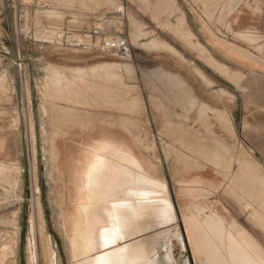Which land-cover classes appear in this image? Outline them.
<instances>
[{
    "label": "rangeland",
    "instance_id": "rangeland-1",
    "mask_svg": "<svg viewBox=\"0 0 264 264\" xmlns=\"http://www.w3.org/2000/svg\"><path fill=\"white\" fill-rule=\"evenodd\" d=\"M263 3L264 0H166L161 7L158 0H0V121L11 130L10 145H0V150L10 152L8 158L0 155V264H31L30 247L36 239V264H46L39 237L51 240L54 252L49 256L52 259L55 255L53 264H79L101 253L80 256L81 247L71 236L76 222L64 217V210L72 209L68 193L75 192V187L70 181L81 171L78 162L84 159L86 147L110 137L124 143L141 163L145 157L148 163L144 166H149L145 169L149 172L152 168L149 173L164 181L173 215L176 210L177 228L166 227L172 225L166 223L158 229L160 234L170 231L159 238L158 264H208L193 252L185 227L184 213H189L193 204L217 211L227 224L238 223L264 251V100L256 96L264 91ZM182 15L187 29L195 35L193 42L201 43L229 73L210 63L202 52L193 50L183 30L182 35L175 31L176 17L181 19ZM257 16L261 18L255 26ZM152 41H156V48L148 47ZM104 42H118L126 51L121 54L103 50ZM109 64L120 65L117 74L114 71L119 67L107 71ZM100 68L101 76H96ZM153 70L162 72L166 81H157ZM235 75L242 78L241 83H236ZM113 76L121 82L118 79L120 84L112 88L116 83ZM99 79L108 82L99 83ZM245 81L253 82L254 87ZM180 122L197 128L192 133L201 134L199 138L207 142L210 153L216 152L212 146L219 149L217 154L212 153L214 157L209 155L212 163L208 157L200 156L190 158L191 162L183 160L172 151L171 132ZM176 158L186 162L185 166ZM248 160L257 173L252 172V167L245 168L248 172L244 173L243 163ZM193 181L198 184L189 191ZM59 193L65 196L63 205L57 198ZM175 230L180 233V242L172 235Z\"/></svg>",
    "mask_w": 264,
    "mask_h": 264
},
{
    "label": "bare ground",
    "instance_id": "bare-ground-1",
    "mask_svg": "<svg viewBox=\"0 0 264 264\" xmlns=\"http://www.w3.org/2000/svg\"><path fill=\"white\" fill-rule=\"evenodd\" d=\"M166 0H158V5L163 7ZM212 1V0H211ZM231 2V1H230ZM256 2V1H255ZM262 3V2H261ZM215 4V3H213ZM218 4V3H217ZM225 4V3H224ZM229 4V2H228ZM264 4V3H263ZM224 6V5H223ZM230 6V5H229ZM228 6V7H229ZM250 6V5H249ZM227 7V8H228ZM58 9V7H57ZM61 10V9H60ZM226 10V9H225ZM229 10V9H227ZM166 13V12H165ZM209 13V12H208ZM181 14V13H180ZM178 14V15H180ZM212 14V13H211ZM184 15H182L183 17ZM219 16V15H218ZM182 17H176V32L181 33L182 30L184 31L183 37L185 38L187 44L189 43L190 46H192L193 50H198L199 52H202L204 56L207 58V60L210 63H215L220 70L224 72H228L225 66H220L217 64L215 59L211 57L208 54V51L204 48V46L199 42H193V39L195 38V35L192 31L187 29L186 27V17L184 16V21L182 20ZM219 18V17H218ZM217 21V20H216ZM220 21V20H219ZM221 23V22H220ZM228 27V26H227ZM226 27V28H227ZM133 28V27H132ZM227 30V29H226ZM143 32H141L142 34ZM145 34V33H144ZM242 37V35H239ZM245 37V36H244ZM248 36L246 35V38ZM251 37V36H250ZM238 38V37H237ZM239 39V38H238ZM248 40V39H247ZM245 40V41H247ZM252 40V39H251ZM254 40V39H253ZM226 41V40H225ZM244 41V40H243ZM156 42V41H155ZM154 41H152L151 44L148 45V47H157ZM248 42V41H247ZM253 42V41H252ZM147 45V44H146ZM189 46V47H190ZM262 47V46H261ZM260 49V48H259ZM261 50V49H260ZM246 55H248L246 53ZM250 56V55H249ZM247 56V57H249ZM251 57V56H250ZM115 64V63H114ZM113 64V66H114ZM108 65V64H107ZM110 65V64H109ZM112 65V64H111ZM110 65V67H111ZM119 65V64H118ZM120 66V65H119ZM119 66L108 67L107 71L112 70L114 68H118ZM95 68V67H94ZM98 69V67H96ZM229 69V68H228ZM96 70V69H95ZM104 70V68H103ZM102 70V71H103ZM120 70V67L114 71L116 72ZM96 72H100L101 76V68L100 71L96 70ZM106 72V69H105ZM111 72V71H110ZM113 71L109 74H113ZM152 72H155L157 81L160 80L162 82L163 80L166 81L164 74L162 72H157L153 70ZM57 73V72H56ZM72 73V72H71ZM70 73V74H71ZM108 74V72H106ZM121 74V72H118ZM229 73V72H228ZM58 74V73H57ZM94 74V73H93ZM118 74V76H119ZM150 74V73H149ZM153 74V73H152ZM151 74V75H152ZM235 74V73H234ZM90 75V74H89ZM88 75V76H89ZM103 75V73H102ZM114 75V74H113ZM65 76V74H64ZM76 76V75H75ZM104 76L107 77V75L104 74ZM102 76V77H104ZM117 76V75H116ZM122 75L119 76V78ZM150 76V75H149ZM154 76V75H153ZM61 77V76H60ZM70 77V76H69ZM95 77V76H90ZM88 77V78H90ZM109 77H112L109 75ZM63 78V77H62ZM66 78V77H64ZM63 78V79H64ZM98 78V77H97ZM100 78V77H99ZM105 78V77H104ZM114 80L115 77L113 76ZM119 78H116V83L113 82V86L117 87L120 83L117 82ZM147 78V77H146ZM150 78V77H149ZM152 78V77H151ZM151 78L149 81H151ZM155 78V77H154ZM236 83H241L242 78L237 77ZM70 79V78H69ZM73 79V77H72ZM84 79V78H83ZM96 79V78H95ZM94 79V80H95ZM102 79V78H100ZM99 79V83L101 81L108 82L107 80H101ZM112 79V78H111ZM122 79V77L120 78ZM119 79V81H120ZM159 79V80H158ZM71 80V79H70ZM77 80L79 77H77ZM85 80V79H84ZM88 80V79H87ZM86 80V81H87ZM90 80V79H89ZM98 80V79H97ZM113 80V79H112ZM111 80V81H112ZM113 80V81H114ZM156 80V79H155ZM110 81V78H109ZM164 81V84L167 83ZM63 82V81H62ZM75 82L73 79L72 83ZM78 82V81H76ZM82 82V81H81ZM88 82V81H87ZM97 82V83H98ZM106 82V83H107ZM121 82V81H120ZM153 82V81H152ZM151 82V83H152ZM79 83V82H78ZM85 83V81H83ZM83 83H81L83 85ZM96 83V85H98ZM118 83V84H117ZM156 83V81L154 82ZM159 83V82H158ZM253 82L248 83L245 81V84H248L251 88L254 87ZM62 84V83H61ZM69 84V83H68ZM80 84V83H79ZM78 84V85H79ZM162 84V83H161ZM85 85V84H84ZM62 86V85H61ZM60 86V87H61ZM66 86V85H65ZM65 86H63L65 88ZM69 86V85H68ZM75 86V85H74ZM123 86V85H122ZM153 87V85H151ZM150 86V87H151ZM175 86V84H174ZM53 87V86H52ZM72 87V84H71ZM111 87H108L111 88ZM120 87V86H119ZM118 87V88H119ZM124 87V86H123ZM167 87L169 88V85L167 83ZM62 88V87H61ZM70 88V87H69ZM80 88V87H79ZM94 88V87H92ZM125 88V87H124ZM124 88L120 87L119 89L123 90ZM164 88V87H162ZM173 87H170V89ZM56 89V88H54ZM115 89V88H114ZM114 89H111L114 91ZM154 89V88H153ZM158 89V88H157ZM80 90V89H79ZM84 90V89H83ZM100 90V89H99ZM98 90V92H99ZM107 90V89H106ZM110 90V91H111ZM118 90V89H117ZM115 91L118 93L119 90ZM166 88L164 89L165 92ZM173 90V89H172ZM181 90V89H179ZM54 91V90H53ZM81 91V90H80ZM87 91V90H86ZM85 91V92H86ZM114 91V92H115ZM124 91V90H123ZM167 91V90H166ZM69 92V91H68ZM71 92V91H70ZM83 92L81 95H83ZM91 92V91H90ZM95 92V91H94ZM113 92V93H114ZM115 92V94H116ZM121 92V91H120ZM119 92V94H121ZM61 93V92H60ZM59 93V94H60ZM65 93V92H64ZM80 93V92H79ZM89 93V92H88ZM109 93V92H108ZM167 93V92H166ZM58 94V93H57ZM67 94V93H66ZM73 94V93H72ZM77 94V93H76ZM95 94V93H94ZM101 94V92H100ZM169 94V92L167 93ZM61 95V94H60ZM65 95V94H63ZM80 95V96H81ZM86 96V94L84 93ZM110 95V94H109ZM117 95V94H116ZM128 95V93H127ZM179 95V94H178ZM185 95V94H184ZM76 96V95H75ZM93 96V95H92ZM95 96V95H94ZM93 96V97H94ZM101 96V95H100ZM114 96V94H113ZM130 95L129 97H131ZM151 96V94H150ZM160 96V95H159ZM188 96V95H186ZM257 97H260L264 100V91L260 93L259 95H256ZM58 97V96H57ZM90 98L89 96H87ZM109 97V96H108ZM121 97V96H120ZM118 97V98H120ZM68 99V97H66ZM72 98V97H71ZM75 98V97H73ZM113 98V97H112ZM126 98V97H123ZM135 98V96H133ZM131 98V100H133ZM170 98V97H169ZM173 98V97H172ZM176 98V97H175ZM183 98V97H181ZM185 98V97H184ZM183 98V99H184ZM60 99V98H59ZM58 99V100H59ZM62 99V98H61ZM100 99V98H99ZM107 99V97H106ZM116 99V98H115ZM130 99V98H129ZM137 99V98H136ZM142 99V98H141ZM152 99V98H151ZM159 99V98H158ZM194 99V98H193ZM64 100V99H63ZM72 100V99H71ZM86 100V99H85ZM102 100V98H101ZM111 100V98H110ZM119 100V99H118ZM127 98L125 99V101ZM139 100V99H138ZM137 100V101H138ZM172 100V99H171ZM187 100V99H186ZM198 101V99H195ZM205 100V99H204ZM61 101V100H60ZM78 101V100H77ZM81 101V100H80ZM113 101V100H112ZM159 101V100H158ZM174 101V100H173ZM177 101V100H176ZM175 101V102H176ZM182 101V100H181ZM200 101V100H199ZM259 101V100H258ZM261 101V99H260ZM94 102V101H93ZM92 102V103H93ZM101 102V101H100ZM103 102V101H102ZM111 102V101H110ZM121 101L119 100V103ZM141 102V101H140ZM257 102V101H256ZM255 102V103H256ZM69 103V102H68ZM81 103V102H80ZM104 103V102H103ZM116 103V102H115ZM134 103V101L132 102ZM138 103V102H137ZM157 103V102H156ZM178 103V102H177ZM180 103V102H179ZM178 103V104H179ZM186 103V101H185ZM183 103V104H185ZM199 103V102H198ZM202 103V102H201ZM259 103V102H258ZM78 104V103H77ZM88 104V101H87ZM122 104V103H121ZM120 104V105H121ZM126 104V103H125ZM124 104V105H125ZM182 104V102H181ZM182 104V105H183ZM189 104V103H188ZM191 104V103H190ZM196 104V102H195ZM204 105V103H202ZM73 105V104H72ZM98 105V104H97ZM111 105V104H110ZM158 105V103H157ZM160 105V104H159ZM162 105V104H161ZM186 105V104H185ZM109 106V105H108ZM107 106V107H108ZM112 106V105H111ZM118 106V105H117ZM132 106V105H131ZM134 106V105H133ZM180 106V105H179ZM63 107V106H62ZM65 107V106H64ZM96 107V106H95ZM114 107V106H113ZM140 108V106L138 105ZM162 107V106H161ZM165 107V106H164ZM170 107V106H169ZM99 108V107H98ZM117 108V107H116ZM129 108V105H128ZM141 108H143L141 106ZM145 108V107H144ZM209 108V107H208ZM56 109V108H55ZM65 109V108H64ZM69 108H67L68 111ZM71 109V108H70ZM137 109V108H136ZM163 109V108H162ZM161 109V110H162ZM171 109V108H170ZM183 109V108H182ZM185 109V108H184ZM75 110V109H74ZM127 110V109H126ZM135 110V109H133ZM140 110V109H139ZM145 110V109H144ZM143 110V111H144ZM188 110V109H187ZM186 110V111H187ZM55 111V110H54ZM60 111V110H59ZM63 113V109L61 110ZM66 111V112H67ZM70 111V110H69ZM68 111V112H69ZM79 111V110H78ZM124 111V110H123ZM159 111V110H158ZM174 111V110H173ZM199 111V110H198ZM198 111H196L198 113ZM145 112V111H144ZM190 112V111H189ZM221 112V111H220ZM50 113V112H49ZM136 113V112H135ZM191 113V112H190ZM202 113V112H200ZM60 114V113H59ZM64 114V113H63ZM71 114V113H69ZM103 114V113H102ZM134 114V113H133ZM144 114V113H143ZM147 114V113H146ZM73 115V114H72ZM82 115V114H81ZM198 113V120L201 118L199 117ZM218 115V114H217ZM143 116V115H142ZM165 116V115H164ZM171 116V114H170ZM186 116V115H185ZM197 116V115H196ZM201 116V115H200ZM203 116V115H202ZM66 117V116H65ZM74 117V115H73ZM130 117V116H128ZM223 117V116H219ZM67 118V117H66ZM69 118V117H68ZM67 118V119H68ZM77 118V117H76ZM127 118V117H126ZM168 118V117H167ZM178 118V117H177ZM200 118V119H199ZM218 118V117H217ZM72 119V118H71ZM170 119V118H169ZM186 119V118H185ZM188 119V118H187ZM219 119V118H218ZM224 119V118H222ZM69 120V119H68ZM79 120V119H78ZM138 120V119H137ZM164 120V119H163ZM162 120V121H163ZM175 119H173L174 121ZM178 120V119H177ZM176 120V121H177ZM220 120V119H219ZM172 121V119H171ZM170 121V122H171ZM172 121V122H173ZM142 122V121H141ZM171 122V123H172ZM178 122V121H177ZM189 122V121H187ZM186 122V123H187ZM196 122V121H195ZM66 123V122H65ZM68 123V122H67ZM126 123V122H125ZM138 123V122H137ZM170 123V124H171ZM185 123V124H186ZM199 123V122H198ZM201 123V122H200ZM220 123V121H219ZM70 124V123H69ZM169 124V123H168ZM80 125V124H79ZM147 125V124H146ZM164 125V124H163ZM166 125V124H165ZM205 125V124H203ZM227 125V124H226ZM76 126V125H75ZM170 126V125H169ZM172 126V125H171ZM211 126V125H210ZM165 127V126H164ZM172 132L169 131V133H172V136H174L173 146L172 150L173 152L181 155L183 160L187 158L189 161L194 156H200L203 158H207L210 160L209 155L218 153V150L215 149L213 146L212 148L216 152L209 151L210 147L208 148V144H206V141H202L199 136L195 133L194 130H197L193 128L192 125H183L180 123H175L173 126ZM227 127V126H226ZM206 128V125H205ZM211 128V127H210ZM224 128V126H223ZM163 129V127H162ZM204 129V128H203ZM141 130V129H140ZM164 130V129H163ZM205 130V129H204ZM211 131V130H210ZM209 131V132H210ZM226 131V129H225ZM208 132V133H209ZM230 132L231 128H230ZM64 133V132H63ZM166 133V132H165ZM168 133V132H167ZM197 133V132H196ZM61 134V133H60ZM138 134V133H137ZM146 134V133H145ZM231 135V134H230ZM58 136V135H57ZM145 136V135H144ZM205 135H203L204 137ZM209 135L208 137H210ZM214 134L211 136L213 137ZM233 136V134H232ZM169 137V136H168ZM206 137V136H205ZM216 137V136H215ZM57 138V137H56ZM160 138V137H159ZM217 138V137H216ZM169 139V138H168ZM219 137L216 141H218ZM233 139V138H232ZM55 140V138H54ZM146 140V139H145ZM148 140V139H147ZM212 141V140H211ZM215 141V140H214ZM212 141V142H214ZM149 142V141H148ZM154 142V141H153ZM205 142V143H204ZM223 142V141H222ZM146 143V142H145ZM170 143V142H169ZM211 143V142H210ZM220 143V142H219ZM217 143V144H219ZM150 144V143H149ZM171 144V143H170ZM216 144V143H214ZM226 144V143H225ZM224 144V145H225ZM236 144V143H235ZM234 144V147H235ZM147 145V144H146ZM213 145V144H212ZM152 146V145H151ZM154 146V145H153ZM220 146V144H219ZM170 147V146H169ZM216 147V146H215ZM218 147V146H217ZM223 147V146H222ZM222 147L220 149H222ZM228 147V146H227ZM226 147V148H227ZM146 148V147H145ZM148 148V147H147ZM146 148V149H147ZM142 149V148H141ZM171 149V148H170ZM224 150V149H223ZM222 150V151H223ZM226 150V149H225ZM142 151V150H141ZM152 151V150H151ZM154 151V150H153ZM172 152V153H173ZM228 152V151H227ZM230 152V151H229ZM171 153V152H170ZM169 153V154H170ZM171 153V154H172ZM173 153V154H175ZM216 153V154H217ZM59 154V153H58ZM161 154V153H160ZM212 154V155H213ZM221 154V153H220ZM228 154V153H227ZM233 154V153H232ZM144 155V154H143ZM142 155V156H143ZM155 155V154H154ZM176 155V154H175ZM174 155V157H175ZM221 155H225L224 152H222ZM220 155V156H221ZM237 155V154H236ZM177 156V155H176ZM178 156V157H179ZM229 156V154H228ZM232 156V155H231ZM173 157V155H172ZM214 157V155H213ZM212 157V159H213ZM217 159H219V155H217ZM223 157V156H222ZM226 157V156H225ZM224 157V158H225ZM243 157V156H242ZM143 164L141 163L140 158L135 156L130 150H128L125 147V144L122 142H118V140L115 137L110 138H104L95 141L92 144H88L86 147V151L84 154V159L80 160L78 163L81 167V171L73 177V179L70 181L71 184L75 187V192H69L68 200L71 202L72 209L69 211L64 210V217L73 218V220L76 222V226L72 228V240L73 242H76L81 247L80 256H86L90 253H94L97 251H101L100 254L96 255L95 257H91L90 260L85 259L82 263L79 264H98V261L102 258L104 261V264H158V256H157V245L159 238L163 235H167L170 233V231L161 233L158 232V229L160 230L161 227H163L166 223H170L172 225H168L166 227L174 226V228H177L176 222V210L175 215L172 214V208L169 198V192L166 189L164 181L160 180L159 178L152 176L149 172L152 169H149V172L145 169L149 166L147 165V161H144L145 157H142ZM181 158V157H180ZM177 158L175 160L180 161L181 159ZM191 158V159H190ZM202 158V159H203ZM221 158V157H220ZM246 158V157H245ZM248 158V157H247ZM242 159V158H241ZM59 160V159H58ZM198 160V159H196ZM195 160V161H196ZM204 160V159H203ZM216 160V159H215ZM220 160V159H219ZM231 160V158H230ZM245 160V159H244ZM176 161V162H177ZM189 161L187 162V166L189 164ZM192 161V160H191ZM190 161V162H191ZM193 161V162H195ZM199 161V160H198ZM208 160H204V162ZM225 161V160H224ZM232 161V160H231ZM249 161V160H248ZM244 161L243 167L247 170H251L250 163L251 161ZM255 161V160H254ZM147 162V163H145ZM175 162V163H176ZM184 163V161H180ZM179 162V163H180ZM214 162V161H213ZM216 162V161H215ZM219 162V161H218ZM217 162V163H218ZM239 162V161H238ZM145 163V164H144ZM157 163V161H156ZM186 163V162H185ZM184 163V166H185ZM199 163L200 162H195ZM193 163V166H195ZM212 163V162H211ZM229 163V162H228ZM233 163V162H232ZM235 163V162H234ZM254 163V162H253ZM252 163V164H253ZM192 164V163H191ZM227 164V163H225ZM238 164V163H237ZM78 165V166H79ZM178 165V163H176ZM197 165V164H196ZM204 165V164H203ZM220 165V164H219ZM239 165V164H238ZM242 165V164H240ZM254 165V164H253ZM158 166V164H157ZM173 166V165H172ZM180 166V165H179ZM182 166V165H181ZM186 166V167H187ZM197 166V167H198ZM217 166V165H216ZM222 166V165H220ZM255 166V165H254ZM253 166V167H254ZM178 166H176L177 168ZM225 167V166H224ZM230 167V166H229ZM252 167V169H253ZM3 168V167H2ZM5 168V167H4ZM183 168V167H181ZM191 168V167H189ZM200 168V167H199ZM204 168V167H203ZM242 168L240 166L239 170ZM263 168V167H261ZM175 169V167H174ZM180 169V168H178ZM222 169V168H220ZM231 169V168H230ZM260 169V168H259ZM4 170V169H2ZM156 170V169H155ZM184 169H182L183 172ZM201 170V169H200ZM226 170V169H225ZM258 170V168H257ZM264 170V169H263ZM176 171V170H174ZM179 171V170H178ZM194 171V170H193ZM231 171V170H230ZM256 171L253 169L252 172ZM261 172V170H259ZM153 172V170H152ZM181 172V171H180ZM181 172V173H182ZM225 172V171H224ZM233 172V171H232ZM248 171H244V173ZM258 171H256L257 173ZM263 172V171H262ZM156 173H158L156 171ZM243 173V174H244ZM251 173V171L249 172ZM255 173V174H256ZM154 174V173H153ZM222 174V173H221ZM242 174V173H241ZM252 174V173H251ZM254 174V173H253ZM264 174V173H263ZM262 174V175H263ZM160 175V172L159 174ZM232 175V174H231ZM230 175V176H231ZM259 175V174H257ZM256 175V177H257ZM261 175V173H260ZM259 175V176H260ZM244 176V175H243ZM250 177V175H247ZM246 176V177H247ZM253 176V175H252ZM251 176V177H252ZM224 177H226L224 175ZM248 177V178H249ZM263 177V176H262ZM163 178V177H162ZM185 178V177H184ZM244 179V177H242ZM254 178V177H252ZM261 178V177H260ZM164 179V178H163ZM242 179V180H243ZM263 179V178H262ZM261 179V181H262ZM241 180V179H240ZM255 180V179H253ZM227 181V180H226ZM239 181V180H238ZM244 181V180H243ZM242 181V182H243ZM248 181V180H247ZM258 181V180H257ZM220 182V181H219ZM250 182V181H249ZM253 183V181H251ZM264 182V181H263ZM237 183V182H236ZM256 183V181L254 182ZM260 183V181H259ZM262 183V182H261ZM70 184V185H71ZM190 184L192 189L189 191H194V187L198 184V181H193ZM243 184V183H242ZM250 184V183H249ZM69 185V184H68ZM200 185V184H199ZM223 185V184H222ZM233 185V184H232ZM239 185V184H238ZM253 185V184H252ZM255 185V184H254ZM253 185V186H254ZM256 184L255 186H257ZM263 185V184H261ZM264 186V185H263ZM206 187V186H203ZM220 187V186H219ZM235 187V185H234ZM66 188V186H65ZM68 188V187H67ZM207 188V187H206ZM239 191L240 188H238ZM255 189V188H254ZM257 189V187H256ZM259 189H261L259 187ZM245 190V189H244ZM247 190V189H246ZM253 190V189H252ZM251 190V191H252ZM250 191V192H251ZM258 191V190H256ZM260 191V190H259ZM258 191V193H260ZM243 192V191H241ZM249 192V191H248ZM257 193V195H258ZM194 194V193H193ZM202 194V193H200ZM236 194V193H235ZM256 194V193H255ZM189 195V194H188ZM197 195V194H196ZM199 195V194H198ZM204 195V194H203ZM210 195V194H209ZM249 195V194H248ZM191 196V195H190ZM247 196V195H244ZM252 196V195H251ZM256 196V195H255ZM259 196V195H258ZM263 196V195H262ZM64 194H57V198L59 199V203L63 205ZM204 197V196H203ZM207 197V196H206ZM192 198V197H191ZM202 198V197H200ZM199 198V199H200ZM257 198V197H256ZM254 198V199H256ZM259 198V197H258ZM250 199V197H249ZM263 199V197H262ZM236 200V199H235ZM198 201V199H197ZM237 201V200H236ZM172 202V201H171ZM188 202V201H187ZM195 202V201H194ZM193 202V203H194ZM216 202V201H215ZM219 202V201H218ZM199 203V202H198ZM220 203V202H219ZM76 204V206H75ZM201 204V203H200ZM205 204V203H203ZM263 204V203H261ZM260 204V205H261ZM173 205V203H172ZM210 205V204H209ZM216 205V204H215ZM251 205V204H249ZM241 206V205H240ZM247 206V205H246ZM174 207V205H173ZM212 207V206H211ZM218 207V206H217ZM218 209V208H217ZM253 210V209H252ZM189 213H184V223L187 230V234L189 236V240L191 241V244L193 246V252H195L197 255H199L202 259H205V261L208 264H264L263 259L261 256L258 257H252L249 252H264L260 246L256 243V241L251 237V235L240 225L236 222H232L230 224L225 223V218L220 215L217 211L212 210L205 206H196L195 204L191 205L188 208ZM256 211V210H255ZM257 212V211H256ZM67 213V216H66ZM259 215V214H258ZM178 220V218H177ZM256 221V220H255ZM264 224V223H263ZM256 227V226H255ZM165 228V227H164ZM240 229L237 231V229ZM154 231V232H152ZM151 232L149 234H146L144 236H141L142 233ZM173 236L179 239V242L181 240V236L178 230H175V232H172ZM119 235L124 236V240H116L115 247L103 249L100 248L99 245V239L102 235H106L108 239L112 240ZM32 235H34L33 228L30 230V238L32 239ZM41 239V244L44 246L45 250V261L46 264H53L55 261V255L50 258L49 254L50 252H54L52 249V246L50 245V239L47 237L46 239ZM37 240H35V243L33 246L30 247V257H31V264H36V244ZM129 241V242H128ZM128 242V243H125ZM128 250V254H124V250ZM2 256V255H1ZM5 258V255H3V258ZM85 258V257H84ZM89 258V257H88ZM57 262V261H56Z\"/></svg>",
    "mask_w": 264,
    "mask_h": 264
},
{
    "label": "crops",
    "instance_id": "crops-1",
    "mask_svg": "<svg viewBox=\"0 0 264 264\" xmlns=\"http://www.w3.org/2000/svg\"><path fill=\"white\" fill-rule=\"evenodd\" d=\"M263 15H264V13H263ZM260 18H261V16H257L256 17V21H254V25L255 26H258V22H259L258 20ZM10 81H12V80H10ZM12 85H13V89L14 88L16 89L15 85L14 84H12ZM8 109L11 110L10 107ZM10 135H11V130H10V128H8V124L6 122H1L0 121V145H2V144H4V145H10V143H11V136ZM9 153L10 152H6L4 150H0V155L3 156V158H5V157L8 158V156H10ZM249 254L252 257L261 256V258L264 261V252H249Z\"/></svg>",
    "mask_w": 264,
    "mask_h": 264
},
{
    "label": "snow or ice",
    "instance_id": "snow-or-ice-1",
    "mask_svg": "<svg viewBox=\"0 0 264 264\" xmlns=\"http://www.w3.org/2000/svg\"><path fill=\"white\" fill-rule=\"evenodd\" d=\"M116 240L123 241L124 240V236L117 234V236L115 238L110 240V239L107 238L106 235H102L100 237V239H99V245L98 246L100 248H103V249L113 248V247H115ZM124 254L125 255L128 254V250L127 249L124 250ZM98 264H104V261H103L102 258L98 261Z\"/></svg>",
    "mask_w": 264,
    "mask_h": 264
},
{
    "label": "built area",
    "instance_id": "built-area-1",
    "mask_svg": "<svg viewBox=\"0 0 264 264\" xmlns=\"http://www.w3.org/2000/svg\"><path fill=\"white\" fill-rule=\"evenodd\" d=\"M95 34L97 35L98 32H95ZM108 49L117 51L118 53H121V54H124V51H126V49L123 50L121 47H119L118 42H113L112 44L109 42H104L103 50H108Z\"/></svg>",
    "mask_w": 264,
    "mask_h": 264
}]
</instances>
